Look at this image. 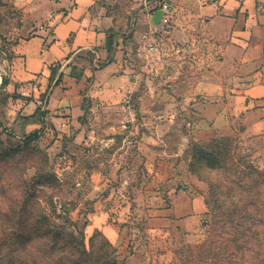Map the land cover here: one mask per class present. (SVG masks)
Listing matches in <instances>:
<instances>
[{"label":"rangeland","instance_id":"rangeland-1","mask_svg":"<svg viewBox=\"0 0 264 264\" xmlns=\"http://www.w3.org/2000/svg\"><path fill=\"white\" fill-rule=\"evenodd\" d=\"M25 1L0 0V264H22V218L46 211L51 201L59 214L56 224L68 218L84 232L87 250L94 251V237L95 251L110 244L118 264H264V185L255 181L264 168V89L251 97L230 90L232 75L243 83L259 78L261 47L250 69L218 70L221 92H182L188 65L151 30L141 9L144 0H119L113 15L121 50L140 72L141 60L149 61V70L141 72L137 92L108 98L107 107L91 111L87 100L80 130L66 111L46 107L49 88L34 97L15 73L22 66L26 13L33 11ZM47 18L42 14L40 25ZM149 44L158 50H149ZM37 45L30 41L28 53ZM154 58L160 61L158 73L150 70ZM210 63H193V71L198 75ZM217 102L218 108L208 105ZM216 149L223 152V168L203 159V152ZM240 162L257 170L246 166L257 198L246 208L245 193L230 182ZM28 192L34 196L23 211ZM212 198L220 199L221 212L206 206ZM192 199H200L204 209L182 226L179 219H188L185 206ZM234 207V223L223 222ZM249 214L246 238L237 222ZM217 225L231 233L222 234L221 243L210 240ZM230 238L235 239L227 245ZM31 262L43 264L38 258Z\"/></svg>","mask_w":264,"mask_h":264},{"label":"crops","instance_id":"crops-1","mask_svg":"<svg viewBox=\"0 0 264 264\" xmlns=\"http://www.w3.org/2000/svg\"><path fill=\"white\" fill-rule=\"evenodd\" d=\"M168 1L171 6L170 23L163 30H152L150 16L155 12L150 14L146 11V18L151 30L162 34L165 45L179 53L176 57L180 63L188 65V73L183 75L180 84L182 92H221L218 70L250 69L257 46L261 47L260 57L264 60V0ZM116 2L119 0H51L49 4H46L47 0L25 1L33 11L26 13L30 17L26 22L29 27L22 29L25 38L19 44L22 66H18L15 73L22 81V89L31 93L34 90V97L49 88L46 107H57L60 113L66 111L77 127L81 125H78V118L83 113L81 104L84 98L88 100L91 111L99 106L107 107L104 100L114 97L116 101L125 94L137 92L140 76H143L141 72L149 70V61L141 60L140 72L121 50L123 39L116 34L113 15ZM42 14L48 17L43 26L40 25ZM33 40L38 41V48L28 53V43ZM157 50L158 47L153 51ZM53 51L56 53L52 55ZM195 51L198 54H193ZM153 60L155 63L150 70L158 73L159 58L158 61L156 58ZM205 60L211 63L197 75L196 70L193 71V63H204ZM51 67L56 68V74L50 82ZM258 75L256 81L251 77L244 83L232 75L234 84L230 90L253 96L255 89H264V63ZM150 77L146 76L147 81ZM174 100L168 98L167 102ZM31 104L27 103L25 109L29 110ZM208 105L220 107L218 102ZM82 128L81 125L80 130ZM200 201L192 199L185 206L188 219L178 220L182 226L204 209V203Z\"/></svg>","mask_w":264,"mask_h":264},{"label":"trees","instance_id":"trees-1","mask_svg":"<svg viewBox=\"0 0 264 264\" xmlns=\"http://www.w3.org/2000/svg\"><path fill=\"white\" fill-rule=\"evenodd\" d=\"M55 69V67L50 68V74L48 78L50 82L55 77ZM60 77L61 74L55 81L56 83L57 81H59ZM86 101L87 99L84 98L81 104L82 111L84 110V104L86 103ZM202 155L204 156L203 159H205L208 163V166L218 168L224 167V156L222 150L216 149L213 151V153L205 151ZM243 164L244 162L236 164L234 169L235 180H232L230 182L237 183L238 188L245 193V197L248 202H245V200L242 205L244 208H246L249 204H255L257 199L255 195L251 193L253 181L251 180V182H248V179L250 178L248 175L247 167H249L255 173L257 170L254 167L245 164V170H242L240 169V167H243ZM258 173L261 174V179L263 180L255 179V181L264 185V168L262 170H258ZM34 179L36 180V178H33V180ZM27 195L28 196L25 203L22 204L23 211H27L28 202L30 201L29 198H32L34 196L30 192H28ZM205 204L206 206H208V208H210V210H218L219 212H221L220 199H207L205 200ZM236 208L237 207L233 208V213L228 219L221 218V220L223 222L230 221L234 223V221L236 220ZM224 213L225 212L222 210V214ZM223 216L225 215H222L221 217ZM58 217L59 214L56 213V207L51 201L50 206L46 211L41 209L38 214H34L31 219L22 218V264H32L31 258H38L43 262V264H118L117 257L114 254V250L110 247V244L106 245L108 246L106 250H103L104 246L100 245L98 251H95L96 240L94 237L92 238L91 242V247L94 246V251L87 250L84 242V232L78 230L77 227L74 224H71L66 217H64V224H56L54 219ZM241 217L243 218V220L238 219L239 222H237V225L239 226L241 231L245 230V232L247 233L245 237L247 238L249 226H245L244 221L252 216H250L249 214V216L242 215ZM224 233H228L229 236H231V233L229 231L224 230V226H221V228L219 229V226L217 225L210 234V240L212 242L218 241L221 243L225 241V239L222 237V234ZM7 236L9 235L7 234ZM234 239L235 238L227 239L226 241L229 242L227 245H231ZM24 252H28L29 254H24ZM52 252L54 253V258L50 255ZM0 259H2L1 253Z\"/></svg>","mask_w":264,"mask_h":264},{"label":"built area","instance_id":"built-area-1","mask_svg":"<svg viewBox=\"0 0 264 264\" xmlns=\"http://www.w3.org/2000/svg\"><path fill=\"white\" fill-rule=\"evenodd\" d=\"M142 5L150 14L156 12L157 10H163L164 14L162 16V20L164 22V26H168L171 16V6L168 0H144ZM156 48L157 46H153L152 44H149L148 46L149 50H154Z\"/></svg>","mask_w":264,"mask_h":264},{"label":"water","instance_id":"water-1","mask_svg":"<svg viewBox=\"0 0 264 264\" xmlns=\"http://www.w3.org/2000/svg\"><path fill=\"white\" fill-rule=\"evenodd\" d=\"M164 14L163 10H157L154 14L150 16V24L155 30H163L165 28L162 16Z\"/></svg>","mask_w":264,"mask_h":264}]
</instances>
